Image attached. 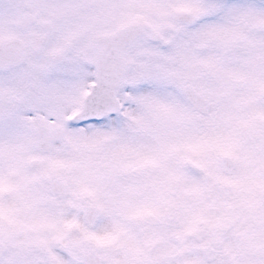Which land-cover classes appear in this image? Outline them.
Here are the masks:
<instances>
[{"label": "snow or ice", "instance_id": "obj_1", "mask_svg": "<svg viewBox=\"0 0 264 264\" xmlns=\"http://www.w3.org/2000/svg\"><path fill=\"white\" fill-rule=\"evenodd\" d=\"M0 264H264V0H0Z\"/></svg>", "mask_w": 264, "mask_h": 264}]
</instances>
